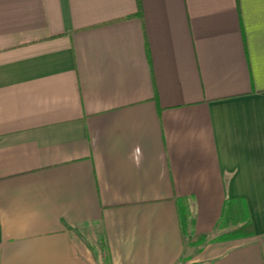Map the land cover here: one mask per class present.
<instances>
[{"label":"crops","instance_id":"1","mask_svg":"<svg viewBox=\"0 0 264 264\" xmlns=\"http://www.w3.org/2000/svg\"><path fill=\"white\" fill-rule=\"evenodd\" d=\"M0 264H264V0H0Z\"/></svg>","mask_w":264,"mask_h":264},{"label":"trees","instance_id":"2","mask_svg":"<svg viewBox=\"0 0 264 264\" xmlns=\"http://www.w3.org/2000/svg\"><path fill=\"white\" fill-rule=\"evenodd\" d=\"M227 212V206H226V211L224 214H226ZM180 215L182 217V224H183V229L184 232H186V228H187V213H186V209L183 207V205L180 206ZM225 216V215H224ZM252 226L250 224H244L243 226L239 227L237 230H235L234 232H231L229 234H227L228 238L231 237H237L242 235L243 237L251 235ZM226 236V237H227Z\"/></svg>","mask_w":264,"mask_h":264},{"label":"rangeland","instance_id":"3","mask_svg":"<svg viewBox=\"0 0 264 264\" xmlns=\"http://www.w3.org/2000/svg\"><path fill=\"white\" fill-rule=\"evenodd\" d=\"M227 234H229V233H227ZM204 243V242H203ZM187 245H188V247H190V245H192V243H187Z\"/></svg>","mask_w":264,"mask_h":264}]
</instances>
